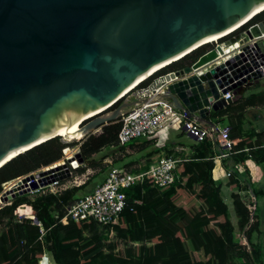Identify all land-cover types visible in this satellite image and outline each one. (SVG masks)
<instances>
[{
	"label": "water",
	"instance_id": "95a60500",
	"mask_svg": "<svg viewBox=\"0 0 264 264\" xmlns=\"http://www.w3.org/2000/svg\"><path fill=\"white\" fill-rule=\"evenodd\" d=\"M263 5L264 0H0V167L55 133L79 124V137L85 138L155 100L167 99L213 127L205 117L232 99L218 98L217 89L241 94L250 79L264 77V69H253V55L264 62V17L246 26ZM213 36V47L189 67L160 79L177 78L164 93L154 98L131 90ZM233 43L241 48L221 59L222 46ZM206 65L211 67L198 77L188 75ZM159 83H149L143 94ZM81 161L77 151L59 165L26 174L20 183L28 188L17 185L0 201L65 179Z\"/></svg>",
	"mask_w": 264,
	"mask_h": 264
},
{
	"label": "trees",
	"instance_id": "16d2710c",
	"mask_svg": "<svg viewBox=\"0 0 264 264\" xmlns=\"http://www.w3.org/2000/svg\"><path fill=\"white\" fill-rule=\"evenodd\" d=\"M263 17L264 11L246 26ZM208 47L203 45L164 66L137 87L143 88L159 75L190 65ZM255 85L253 82L245 86L241 94L232 93L229 104L211 111L208 116L227 120L228 136L236 140L232 146L236 152L232 155L234 162L247 158L264 164V149L257 147L264 142V127L255 131L244 128L243 123L248 110L264 104V86L258 92L249 91ZM120 126L118 120L113 121L102 126L98 133L83 138L78 146L82 162L89 164L91 156L105 147L124 150L127 146L119 145L117 140ZM208 141L192 147L189 161L175 168L177 178L168 187L156 188L145 181L123 189L124 207L117 223L106 225L105 233L93 221L61 219L63 206L79 197L75 194L85 186V181L57 194L45 192L31 199L14 197L0 207V224H4L0 230V264H35L42 249L51 253L55 264H230L231 254L236 250L242 264H264L250 241L258 224L256 213L248 223V212L235 193H231L232 205L242 235L233 237V226L220 189L212 184L213 151ZM149 143L147 139L139 144L144 147ZM69 144L56 136L10 159L0 167V190L1 184L3 188L11 179L61 162L62 151ZM244 147L248 148L246 153L242 151ZM106 157L102 155L98 162ZM95 164L92 160V167ZM71 170L77 174L83 172L82 167ZM229 182V188L236 186L234 179ZM253 192L256 197L262 195L260 190L253 189ZM39 226L43 230L42 241L38 239Z\"/></svg>",
	"mask_w": 264,
	"mask_h": 264
},
{
	"label": "built area",
	"instance_id": "2783aa9c",
	"mask_svg": "<svg viewBox=\"0 0 264 264\" xmlns=\"http://www.w3.org/2000/svg\"><path fill=\"white\" fill-rule=\"evenodd\" d=\"M214 43L215 41H213V43L209 42L208 45L213 47ZM209 67L211 66H208L206 69ZM206 69L203 71L190 70L188 75H195L198 77L200 74L206 71ZM173 72L174 71L168 72L153 78L150 83H153V81H158L162 83V85L159 88H153L152 91L148 90L145 95L143 94V89L147 86L143 88H136L134 91L137 92V90L140 89V95L155 98L156 94L164 93L166 91L168 83L173 80H177L176 77H173V79H169L168 81H161L162 77L170 76L173 74ZM217 92L219 94L218 98H232V91L221 93L220 90L217 89ZM174 120L181 121V130L192 137L195 144H200L204 140H209L212 145L215 141L219 142L220 150L210 157L211 160L221 158L224 159L236 153L232 149V146L235 144V140L229 138L227 124L223 123L221 125H213V127L209 128L205 127L193 118L188 117L184 112L175 108L173 104L167 99L138 104L137 106L128 109L125 114L120 116L118 119V121L121 123L117 136L118 143L119 145L124 146L132 140L139 138H151L160 129L169 125ZM257 147L264 149V142ZM242 151L246 153L248 148L244 147ZM63 152H65V149L62 151V154ZM190 153L191 150L185 151L183 148H175L171 153L161 154L159 157L146 164L138 163L136 167L131 169H126L123 166L112 167L110 165L104 179L90 192L79 196L77 199L63 206V214L61 219L66 218L71 221L89 220L102 226L117 223L119 215L125 204L123 189L135 184L143 183L145 181L150 182V185L156 188L163 189L168 187L177 178V175L175 174V168L180 163L189 161ZM71 156L72 155H70V157ZM67 158L68 157L66 156L63 157L61 162L65 161ZM106 162L111 164L109 160ZM242 170V165L239 162L230 165L226 169L224 168L223 184H229L231 178L236 181V186L231 190H227L230 192V196L231 193H235L238 195L239 199H241L245 209L248 212L247 222L250 223L256 213L257 200L255 194L253 193L250 182L244 179V177L241 175ZM18 179H20V176L11 180ZM57 182L58 181H55L45 186H50L51 184H56ZM2 190H0V195L2 194ZM46 192L57 194V191H53L51 189ZM30 218L33 223L39 225L34 217L30 216ZM39 231L40 236L38 239L42 241L41 235L43 230L40 226ZM35 264L55 263L52 259L51 253L46 249H42L40 255L36 259Z\"/></svg>",
	"mask_w": 264,
	"mask_h": 264
},
{
	"label": "rangeland",
	"instance_id": "374dc122",
	"mask_svg": "<svg viewBox=\"0 0 264 264\" xmlns=\"http://www.w3.org/2000/svg\"><path fill=\"white\" fill-rule=\"evenodd\" d=\"M229 36H231V34L227 35L224 38H229ZM213 43V41H212ZM155 72H152L151 75H153ZM150 75V76H151ZM149 76V77H150ZM148 78V77H147ZM146 78V79H147ZM145 80V79H144ZM142 80V81H144ZM140 81V82H142ZM250 82H255L256 85L252 86L251 89L249 90L250 92H258L259 89L264 86V77L262 78H258V79H250ZM138 82L131 90H134L137 87V85L140 83ZM110 109V108H109ZM107 109V110H109ZM256 110H259L258 112H255ZM256 113V114H254ZM256 115H258V117L256 118ZM211 120H215V118L213 117H209ZM256 118V120H255ZM255 120L254 124L256 125H260L259 127L264 126V104L257 106L255 108H252L251 110H248V112L246 113V121L250 122V125L253 124V121ZM218 125L223 124L222 121H218L217 122ZM246 124V122H245ZM180 125H181V121L179 120H174L173 122H171L169 125L163 127L162 129H160L155 135H153L154 138V142H156V146L152 145V147H157V146H168V145H172V144H183V143H189V144H193L195 145V142L192 139H189L185 133H183L180 130ZM248 125L246 124V127ZM99 131V130H98ZM95 132V133H98ZM59 137V136H58ZM61 140L63 141H69L70 144L68 145V147L65 148V152H63V156L61 157L60 160H63V157H65L66 155H73L77 152L78 150V146L81 143L83 138L78 137L77 139L75 138H71L69 139H65L64 137L60 136L59 137ZM149 138H139L136 139L134 141H130L126 144V146H128L126 149L124 150H116L115 148H108L105 147L102 150H100L98 153H96L95 155L91 156V161L88 163H83L82 161L77 163L76 167L79 168H83V172L77 174L75 171H72L71 167L69 168L70 170V176L65 178V179H61L59 180L56 184H51L50 186H43L41 188H38L37 190L31 191V192H27L25 194L19 195L18 197H25L28 199L33 198L35 195L37 194H41V193H45L46 191H48L49 189L53 190V191H61L63 189L66 188H70L72 186H76L77 184H81L83 181H85V186L79 190L78 192H76L75 195L81 196L87 192H90L94 186L101 180V178L104 179V177L106 176V173L109 169V166L111 165L112 167H119V166H123L126 169H131L136 167V165L139 163L140 159H143L145 156V154L148 152V150L150 149L148 147V145L151 146V143L145 145L144 147H141V144H137L140 142H144ZM132 144V146L130 147L129 144ZM172 150L169 149H165L164 152L162 154H166L168 152H170ZM106 154L107 155V159L109 160V162H111V164L105 163L104 160L103 162H98V159L102 156ZM160 155L158 154L157 157H159ZM155 157V158H153ZM156 156L152 155L150 157L145 156V159L147 160V162H150L154 159L157 158ZM92 160L93 163L95 164V167H92ZM262 165V169H263V174L262 171L260 173V181L257 180H251V185L254 187L253 189L255 191L260 190V192H262V195H257V210H256V214L258 216L259 219V226H257V228L255 229L257 234H255L256 232L252 233V240L256 242V246H260V253L263 256L262 257V261H264V164ZM42 168H39L33 172H31L32 174L40 171ZM261 169V166H260ZM24 176V175H22ZM21 177V176H20ZM3 188L1 187V190ZM254 193V192H253ZM9 203L7 202H0V207ZM258 225V224H257ZM4 224H0V230L3 228ZM233 226V237L234 238H238V236L241 234L239 228L235 225L232 224ZM98 230L100 232H104L107 230L106 225H98ZM262 235H261V234ZM110 235V239L113 241L114 240V233L111 231L109 232ZM244 245H246L244 243ZM247 246H245L246 248ZM238 251L236 250L235 252H233L231 254V259L229 261L230 264H242L241 259L238 256Z\"/></svg>",
	"mask_w": 264,
	"mask_h": 264
},
{
	"label": "crops",
	"instance_id": "0c3cea01",
	"mask_svg": "<svg viewBox=\"0 0 264 264\" xmlns=\"http://www.w3.org/2000/svg\"><path fill=\"white\" fill-rule=\"evenodd\" d=\"M262 78V77H261ZM223 108V107H222ZM251 110V109H250ZM255 112H258L259 113V110H256ZM211 112H209V114H210ZM209 114L205 117V119L206 120H208L212 125H218V121L220 120V121H222V123L224 122V124H227L226 122H227V120L225 119V118H220V119H217V120H211L210 118H208V116H209ZM254 114H256V113H254ZM258 117V115H256V118ZM256 118H255V120H256ZM255 120L253 121V124L252 125H250V122H248V121H246V115H245V119H244V128H246V129H250V128H253L255 131H258V130H260L261 128H263L264 126H262V127H259L260 125H256V124H254V122H255ZM245 122H246V124L248 125L247 127H246V124H245ZM201 125H203V126H205V127H210V125H209V123H205V122H199ZM180 130H181V127H180ZM182 131V130H181ZM183 132V131H182ZM184 133V132H183ZM186 134V133H185ZM186 136L189 138V139H192L189 135H187L186 134ZM149 141H150V143H151V146L150 145H148V147L150 148L149 150H148V152L145 154V156H146V158L147 157H150V156H152V155H154V156H156L157 157V155L159 154V155H161L163 152H164V150L165 149H171L172 151H173V149H175V148H183V150H185V151H190L191 149H192V147L194 146L193 144H189V143H183V144H172V145H168V146H157V147H152V145H154V146H156V142H154L155 140H154V138H153V136L151 137V138H149L148 139ZM193 140V139H192ZM194 141V140H193ZM209 142V141H208ZM235 143H236V140H235ZM137 144H139V143H137ZM145 145H147V144H145ZM144 145V146H145ZM208 145H209V147H210V149H211V151H213L212 152V155L213 154H215V153H217L219 150H220V146H219V142L218 141H215L214 142V144L212 145L210 142L208 143ZM128 147V146H127ZM126 147V148H127ZM125 148V149H126ZM142 147H140V149H141ZM155 149H158V151L157 152H154V150ZM150 153V154H149ZM233 155V154H232ZM232 155H230L229 157H226V158H224V159H214V160H211L212 161V169H211V180H212V184H213V186L214 187H217V188H219L220 189V197H221V199H222V201L224 202V204L226 205V207H227V212H228V215H229V220H230V222L232 223V224H235L236 225V216H235V213H234V209H233V205H232V198H231V196H230V192L228 191V190H231V189H233V188H229V184L227 183L226 185L225 184H223V182H224V178H223V171H224V168L226 169L227 167H229L230 165H232V164H234V163H237V162H239V163H241V165H242V168H243V170H242V173H241V175L244 177V179H246V180H248L250 183H251V180H257V181H260V179H261V177H260V173H261V171H262V174H263V169H262V165H261V163L259 164V163H255V162H253L252 160H250V159H244L243 161H236V162H234L233 161V156ZM145 156H143L144 158L143 159H140V161H139V163H144V164H146V163H149V162H147V160L145 159ZM153 158H155V157H153ZM108 159H107V157L104 159V162L105 163H107L106 161H107ZM260 166H261V169H260ZM230 183V182H229ZM97 185V184H96ZM95 185V186H96ZM94 186V187H95ZM253 187V186H252ZM254 188V187H253ZM228 189V190H227ZM253 190V189H252ZM256 197V196H255ZM256 200H257V197H256ZM256 216V218H257V221H258V225L257 226H259V219H258V216H257V214L255 215ZM237 226V225H236ZM257 226H256V228H257ZM255 228V229H256ZM253 232H256V230H254V231H252V233ZM252 233H251V235H250V241H251V243L254 245V246H256L257 244H256V242L255 241H253L252 240V238H251V236H252ZM255 234H257V232L255 233ZM261 234V233H260ZM240 235H242V234H240ZM262 235V234H261ZM244 243L246 244V245H244ZM133 244H135V243H133ZM242 244L244 245V246H247V243H246V241L244 240V239H242ZM248 248V246L246 247V249ZM256 248L258 249V252H259V254H260V256H261V259H262V255H261V249H260V246H256ZM264 259V258H263Z\"/></svg>",
	"mask_w": 264,
	"mask_h": 264
},
{
	"label": "bare ground",
	"instance_id": "6f19581e",
	"mask_svg": "<svg viewBox=\"0 0 264 264\" xmlns=\"http://www.w3.org/2000/svg\"><path fill=\"white\" fill-rule=\"evenodd\" d=\"M262 7H264V5L262 6ZM224 33H226V32H224ZM218 36H213V37H209L206 41H213L214 39H216ZM241 48V46L240 45H238L237 43H233V44H231V45H229V46H227V47H225V46H222V49H223V52H224V55H223V57L221 58V59H224V58H226V57H228L229 55H231V54H233V53H236L239 49ZM251 54H249L248 56H250ZM253 55V54H252ZM253 57L255 58V60L254 61H257L255 64H254V66H253V69H258L259 71L261 70H263L264 68H263V66H264V62L262 63L261 61H258V59H257V57H255L254 55H253ZM161 65H163V63L161 64ZM161 65H159V66H161ZM159 66H157V67H159ZM156 67V68H157ZM208 67V65H206V66H203V67H201V68H198L196 71H203L204 69H206ZM156 68H154V69H156ZM153 69V70H154ZM152 71V70H151ZM151 71H149V72H151ZM148 72V73H149ZM146 74H144L143 76H141L140 78H142V77H144ZM140 78H138V79H136L133 83L135 84ZM132 83V85H134ZM162 85V83H160V84H158L156 87L157 88H159L160 86ZM103 109V107L102 108H99V109H96V110H94V111H91L87 116H89V115H92V114H94V113H97L98 111H100V110H102ZM86 116V117H87ZM79 125V124H78ZM78 125L72 130V131H67V132H60V133H55V135H58V136H62V137H64L65 139H71V138H75V139H77L79 136H80V133H79V131H78ZM57 136V137H58ZM67 141V140H66ZM66 157H70V155H66ZM61 162H59V163H56V164H54V165H59ZM54 165H51V166H47V167H44L43 169H49L50 167H53ZM35 181V180H34ZM34 181H33V183H34ZM36 182V181H35ZM17 185H19L20 186V190H26L27 188H28V184L26 183H24V184H21L20 183V179H18V180H12V181H10V182H8V183H6L4 186H3V193L0 195V197H2L3 195L4 196H6V194L8 193V192H10V191H12V188H15ZM15 193H17V192H19V190H16V191H14ZM26 193V192H25ZM24 193V194H25ZM5 203V202H4Z\"/></svg>",
	"mask_w": 264,
	"mask_h": 264
}]
</instances>
